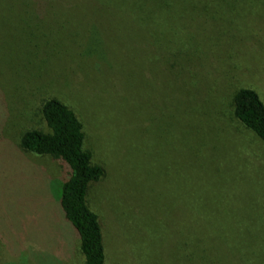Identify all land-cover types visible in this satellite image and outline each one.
Here are the masks:
<instances>
[{"label": "rangeland", "instance_id": "rangeland-1", "mask_svg": "<svg viewBox=\"0 0 264 264\" xmlns=\"http://www.w3.org/2000/svg\"><path fill=\"white\" fill-rule=\"evenodd\" d=\"M12 2L0 10V24L16 19L0 40V264H83L61 166L19 145L46 130L50 97L75 110L104 169L87 201L110 235L106 264H264V144L231 104L240 87L264 102V0H62L45 27Z\"/></svg>", "mask_w": 264, "mask_h": 264}, {"label": "trees", "instance_id": "trees-1", "mask_svg": "<svg viewBox=\"0 0 264 264\" xmlns=\"http://www.w3.org/2000/svg\"><path fill=\"white\" fill-rule=\"evenodd\" d=\"M19 2L20 7L30 8L33 11L31 16L44 26L41 13L45 8L56 10L62 0ZM13 4L12 0H0V10L12 11ZM29 16L17 20L30 21ZM15 20L0 24V40L6 34L5 31L10 32L9 24ZM174 50L173 53L178 57L173 61L175 66L186 49L178 44ZM231 104L234 118L264 144V102L257 90L240 87L232 94ZM41 115L46 130L23 133L19 141L20 148L35 155L49 156L59 163L62 178L58 187V205L79 241L83 264H106L105 240L110 239V235L104 233L98 214L87 201L90 186L103 177L104 169L92 162L91 152L85 149L84 124L74 109L58 98L50 97L42 100Z\"/></svg>", "mask_w": 264, "mask_h": 264}]
</instances>
